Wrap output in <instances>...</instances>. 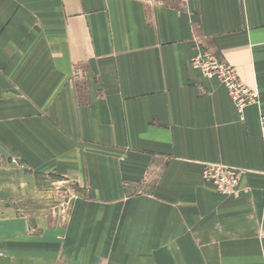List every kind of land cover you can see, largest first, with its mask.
Returning a JSON list of instances; mask_svg holds the SVG:
<instances>
[{"label": "crops", "instance_id": "obj_1", "mask_svg": "<svg viewBox=\"0 0 264 264\" xmlns=\"http://www.w3.org/2000/svg\"><path fill=\"white\" fill-rule=\"evenodd\" d=\"M262 113L264 0H0V264H264Z\"/></svg>", "mask_w": 264, "mask_h": 264}, {"label": "built area", "instance_id": "obj_2", "mask_svg": "<svg viewBox=\"0 0 264 264\" xmlns=\"http://www.w3.org/2000/svg\"><path fill=\"white\" fill-rule=\"evenodd\" d=\"M192 66L205 78H216L227 90L238 112L259 102V92L247 86L240 78L237 69L222 61L211 52L201 51L192 60ZM261 128L264 131V113L260 115ZM243 171L221 164H204L202 169L203 180L214 186L220 194L239 197L240 180Z\"/></svg>", "mask_w": 264, "mask_h": 264}, {"label": "rangeland", "instance_id": "obj_3", "mask_svg": "<svg viewBox=\"0 0 264 264\" xmlns=\"http://www.w3.org/2000/svg\"><path fill=\"white\" fill-rule=\"evenodd\" d=\"M5 148H6V147H5ZM6 149L8 150L7 152H6ZM6 149L3 148L2 155L0 154V165H1V164L5 165V164H7V163H13V165H14V164L22 165V160H21L20 158H17L16 156H13L12 154L8 153V152H10L9 148H6ZM221 165H223V164H221ZM23 167H24V166H23ZM240 170H241V169H240ZM242 171H243V170H242ZM243 172H244V171H243ZM43 174H44L45 176L49 177V178H52V181H53L54 178H55V177H53V176H57V175H56V170H54L53 168L50 169V170H48L47 172L45 171ZM243 174H244V173H243ZM47 177H46V178H47ZM242 177H243V175H242ZM242 177H241V180H240V186H239L241 192H242V190H241V181H242ZM202 178H203V176H202ZM52 181H51V184H50V186H49L50 190H49L48 192H50L51 194H56V195L64 196V197H65V191H66L65 187H62V186L59 185L58 183H56V184L54 185V184H52ZM204 183H207V185L209 184V186H212L210 183H208V182H206V181H205ZM212 187H213V189H214L216 192H218L217 189H216L214 186H212ZM218 193H219V192H218ZM219 194H220V193H219ZM69 195H70V194H69ZM221 195H223V194H221ZM240 195H241V193H240ZM240 195H239V196H240ZM223 196H226V195H223ZM227 197H234V196H227Z\"/></svg>", "mask_w": 264, "mask_h": 264}]
</instances>
